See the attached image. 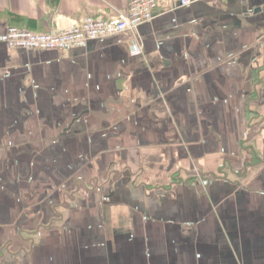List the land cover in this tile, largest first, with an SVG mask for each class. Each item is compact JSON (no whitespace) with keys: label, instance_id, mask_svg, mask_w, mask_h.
<instances>
[{"label":"crops","instance_id":"crops-1","mask_svg":"<svg viewBox=\"0 0 264 264\" xmlns=\"http://www.w3.org/2000/svg\"><path fill=\"white\" fill-rule=\"evenodd\" d=\"M176 1L83 47L0 42V264H264V0ZM125 8L0 0V33Z\"/></svg>","mask_w":264,"mask_h":264},{"label":"built area","instance_id":"built-area-1","mask_svg":"<svg viewBox=\"0 0 264 264\" xmlns=\"http://www.w3.org/2000/svg\"><path fill=\"white\" fill-rule=\"evenodd\" d=\"M165 0H126L124 11L113 16H83L72 20L67 26L44 32H35L17 26H8L0 33V42L11 48L27 50H56L83 47L92 40H104L123 32H134L143 22L152 20L154 11ZM177 5L186 6L191 0H177ZM130 53L138 56L142 47L134 38Z\"/></svg>","mask_w":264,"mask_h":264},{"label":"trees","instance_id":"trees-1","mask_svg":"<svg viewBox=\"0 0 264 264\" xmlns=\"http://www.w3.org/2000/svg\"><path fill=\"white\" fill-rule=\"evenodd\" d=\"M14 26V25H13Z\"/></svg>","mask_w":264,"mask_h":264}]
</instances>
